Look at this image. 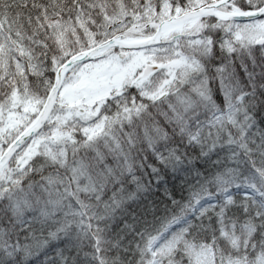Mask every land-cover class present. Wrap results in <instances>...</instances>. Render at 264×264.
<instances>
[{
	"label": "snow or ice",
	"instance_id": "1",
	"mask_svg": "<svg viewBox=\"0 0 264 264\" xmlns=\"http://www.w3.org/2000/svg\"><path fill=\"white\" fill-rule=\"evenodd\" d=\"M0 264H264V0H0Z\"/></svg>",
	"mask_w": 264,
	"mask_h": 264
},
{
	"label": "trees",
	"instance_id": "2",
	"mask_svg": "<svg viewBox=\"0 0 264 264\" xmlns=\"http://www.w3.org/2000/svg\"><path fill=\"white\" fill-rule=\"evenodd\" d=\"M13 12H14V9L12 10ZM242 75V74H241ZM217 94H219L218 92H217ZM223 99V97H221V100Z\"/></svg>",
	"mask_w": 264,
	"mask_h": 264
}]
</instances>
